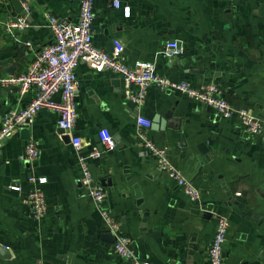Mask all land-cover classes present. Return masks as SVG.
I'll return each mask as SVG.
<instances>
[{"label":"crops","instance_id":"crops-1","mask_svg":"<svg viewBox=\"0 0 264 264\" xmlns=\"http://www.w3.org/2000/svg\"><path fill=\"white\" fill-rule=\"evenodd\" d=\"M118 1L115 7L110 0H94L95 47L112 54L119 46L125 64L151 62L172 81L197 88L214 83L233 107L264 118V0ZM78 13L79 0H0V76L25 71L51 43L45 14L74 22ZM19 18L29 26L8 28ZM169 39L183 45L182 55L161 53ZM75 71L71 134L43 108L0 149V264L122 263L81 183L71 140L80 138L82 154L103 149L100 129L108 130L115 148L89 158L87 166L138 258L149 264H208L207 248L221 215L228 221L223 264H264V133L249 136L235 115L220 118L184 93L151 86L138 105L132 98L136 86L126 90L120 75L95 72L83 62ZM30 97L19 98L0 83V124L3 112L23 107ZM138 114L151 121L148 139L165 148L170 162L198 188V200L146 153L137 135ZM29 140L39 148L33 163L23 157ZM31 175L47 178L41 218L23 202L34 186Z\"/></svg>","mask_w":264,"mask_h":264},{"label":"built area","instance_id":"built-area-1","mask_svg":"<svg viewBox=\"0 0 264 264\" xmlns=\"http://www.w3.org/2000/svg\"><path fill=\"white\" fill-rule=\"evenodd\" d=\"M110 1L115 7L119 6L118 0ZM93 4L94 0H79V13L74 22H67L51 14H45V23L52 38L51 43L33 55L25 71L0 76V83L15 90L19 98L31 94L23 107H12L3 112L0 124V149L5 140L17 130L32 123L36 114L43 108L54 112L57 115V127L71 134L77 117L75 98L78 92V80L75 70L80 62L85 63L95 72L110 70L120 75L126 90L131 86H136V92L132 98L138 105L143 102L147 88L155 86L168 92L184 93L198 104L212 108L220 118L235 115L249 136L264 133V118L253 115L246 108L233 107L223 98L216 84L209 83L197 88L186 81H172L157 74L151 62L138 61L134 65L125 64L119 46H115L112 54H107L95 47L92 39ZM7 26L24 30L29 24L24 18H19L9 22ZM183 51V45L176 39L166 40L161 48V53L168 58L180 56ZM55 94L60 95L58 100L53 98ZM136 124L138 126L137 135L143 142L146 153L157 160L159 169L172 178L177 187L191 200H198L200 197L198 188L170 162L165 148L157 146L148 139L147 132L151 121L138 114ZM98 138L103 149L94 147L86 154H82L80 138L71 137L81 168V183L86 194L94 201L105 226L112 235L111 249L122 260L121 264H149L147 260L140 259L134 254L130 238L123 232L117 218L104 207L105 192L102 186L93 179L87 166L89 158H99L104 149L115 148V142L108 130L100 129ZM38 156L37 144L32 140L27 141L24 145L23 157L29 163H33ZM28 181L34 186L23 195V202L35 218H41L46 212L43 185L47 182V178L31 175ZM14 189L18 191L17 187ZM227 229V219L217 215L216 229L207 248L208 264H223ZM33 264L41 263L34 262Z\"/></svg>","mask_w":264,"mask_h":264},{"label":"water","instance_id":"water-1","mask_svg":"<svg viewBox=\"0 0 264 264\" xmlns=\"http://www.w3.org/2000/svg\"><path fill=\"white\" fill-rule=\"evenodd\" d=\"M1 249V248H0Z\"/></svg>","mask_w":264,"mask_h":264}]
</instances>
